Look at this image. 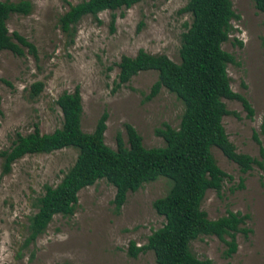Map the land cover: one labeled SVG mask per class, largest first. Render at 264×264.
<instances>
[{
    "label": "rangeland",
    "instance_id": "1",
    "mask_svg": "<svg viewBox=\"0 0 264 264\" xmlns=\"http://www.w3.org/2000/svg\"><path fill=\"white\" fill-rule=\"evenodd\" d=\"M28 1L29 13L10 14L6 26L9 33L17 32L34 44L37 60L27 53L0 52V150L10 147L15 132L26 134L34 125L41 133L58 128L62 118L54 101L62 91L72 92L75 87L80 95L82 131L91 132L105 111L103 142L110 148L116 147L117 133L125 141L124 123L135 129L144 147L161 146L162 139L153 130L164 123L176 127L181 103L164 88L144 98L156 78L152 70L138 72L114 89L116 63L121 55L133 56L139 49L178 62L179 36L190 20L188 13L179 12L186 0H141L127 9L101 11L96 19L85 15L71 34L60 30L58 17L81 0ZM231 4L238 18L230 21L231 31L221 48L234 60L226 65L229 87L248 100L253 115L247 118L239 101L222 98L226 109L237 116L224 115L221 124L236 152L259 159L261 147L264 164V134L259 133L264 111V14L252 0H231ZM35 81H41L43 88L29 98L30 84ZM210 150L230 179L223 180L218 194L206 190L200 208L209 219L227 210L246 213L243 226L250 231L236 233V250L228 257L223 255L226 246L214 236L195 238L190 250L209 264H264V173L253 165L241 174L217 148ZM75 156L72 147L26 154L12 162L5 174H1L0 158V264H156L150 250L135 257L126 251L129 241L141 245L161 226L163 218L151 203L169 186L163 177L128 192L118 212L110 203L113 186L96 180L77 192L71 216L53 215L44 231L25 243L27 219L36 211L34 199L43 185L59 181ZM239 178L243 179L241 188L237 187Z\"/></svg>",
    "mask_w": 264,
    "mask_h": 264
},
{
    "label": "trees",
    "instance_id": "2",
    "mask_svg": "<svg viewBox=\"0 0 264 264\" xmlns=\"http://www.w3.org/2000/svg\"><path fill=\"white\" fill-rule=\"evenodd\" d=\"M139 1L81 0L70 4L58 17V26L69 34L85 15L96 19L101 11L127 9ZM252 3L264 14V0H252ZM30 8L28 0H0V52L9 51L15 56L27 53L37 60L34 44L17 32L9 33L6 26L10 14L25 15ZM179 12L188 13L190 20L179 36L178 62L164 54L139 49L133 56H120L113 81L116 89L138 72L152 70L156 78L144 98L150 99L164 88L181 103L176 127L164 123L153 130L162 139L161 146L144 147L140 135L130 124L124 123L125 141L117 133L116 147L110 148L103 142L105 111L91 132L82 131L80 95L75 87L72 92L62 91L54 101L62 118L58 128L41 133L34 125L26 134L15 132L10 147L0 150L1 174H5L11 163L23 155L49 153L65 147L76 149L73 163L59 181L54 185H43L42 193L34 199L36 211L27 219L25 243L41 234L53 215L71 216L77 192L99 179L114 188L110 201L114 212H118L126 194L141 184L159 177L169 181L166 192L151 203L155 213L163 218L161 226L152 230L141 245L129 241L126 254L130 257L150 250L156 264H209L208 259H199L192 253L190 241L199 236H214L224 243L223 255L228 257L236 250V233L250 231L243 226L248 218L246 213L227 210L224 215L209 219L200 208L206 190L212 189L218 194L223 180L230 179V175L217 166L211 154L212 147L233 162L241 174L253 165L264 173L262 148H259V159L236 152L221 124L222 116H237L226 109L222 98L239 101L245 116L251 118L253 115L248 100L229 87L226 65L234 60L221 48L231 31L230 21L238 15L232 9L231 0H186ZM113 20L114 14L110 25ZM42 88L41 81L31 83L29 98L36 97ZM259 133L264 134V111ZM253 138L258 142L255 132ZM242 181L239 178L237 187H242Z\"/></svg>",
    "mask_w": 264,
    "mask_h": 264
}]
</instances>
